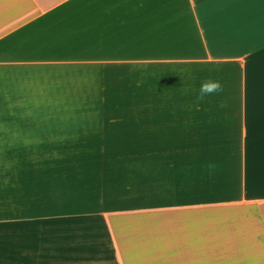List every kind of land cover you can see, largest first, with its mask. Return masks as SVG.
Masks as SVG:
<instances>
[{
  "label": "crops",
  "instance_id": "1",
  "mask_svg": "<svg viewBox=\"0 0 264 264\" xmlns=\"http://www.w3.org/2000/svg\"><path fill=\"white\" fill-rule=\"evenodd\" d=\"M0 264H264V0H0Z\"/></svg>",
  "mask_w": 264,
  "mask_h": 264
},
{
  "label": "clouds",
  "instance_id": "2",
  "mask_svg": "<svg viewBox=\"0 0 264 264\" xmlns=\"http://www.w3.org/2000/svg\"><path fill=\"white\" fill-rule=\"evenodd\" d=\"M223 91V86L219 81L204 80L201 82L198 92L196 93L197 101L204 100L205 97Z\"/></svg>",
  "mask_w": 264,
  "mask_h": 264
}]
</instances>
